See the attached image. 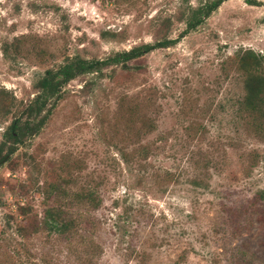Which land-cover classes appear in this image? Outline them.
<instances>
[{"label":"rangeland","instance_id":"374dc122","mask_svg":"<svg viewBox=\"0 0 264 264\" xmlns=\"http://www.w3.org/2000/svg\"><path fill=\"white\" fill-rule=\"evenodd\" d=\"M254 1L181 33L202 0H0V264H264V138L237 107L251 73L238 57L251 50L264 74ZM163 41L25 116L46 70ZM46 207L70 231L43 229Z\"/></svg>","mask_w":264,"mask_h":264},{"label":"trees","instance_id":"16d2710c","mask_svg":"<svg viewBox=\"0 0 264 264\" xmlns=\"http://www.w3.org/2000/svg\"><path fill=\"white\" fill-rule=\"evenodd\" d=\"M224 1L226 0H202V3L189 12L184 22L185 29L181 33L196 28ZM243 1L250 6H256L258 4L254 0ZM171 43L172 41H163L154 44H141L130 48L128 51L114 54L112 57L103 60L87 61L77 58L71 59L65 61L55 70H46L37 82V94L24 110L25 116L30 117L31 115H39L43 111L46 102L57 96L61 86L73 79L76 75L96 72L102 67L109 65L123 64L129 60L139 58L154 49L166 48ZM236 66L237 68H247L251 71L250 75L242 80L243 96L237 101V107L247 112L254 113L252 117L257 120L255 127H257L258 135L264 138V104L262 103L260 95L264 92V74H260V57L251 50H245L241 56L238 57ZM19 122L20 120L16 119L10 123L6 132L3 134L5 140H11L13 143H17L18 140L25 135L36 134L43 123V119L41 118L36 122H28L27 120L23 123ZM2 145H4V141L0 143V153L3 149ZM10 153H12V148H6L5 154L8 155ZM263 196V193L258 194L256 199L260 200ZM95 206H97V204H95ZM40 224L43 229L59 235L65 234L73 227V224L69 221L62 219L60 213L57 212L54 207H46L43 210ZM71 236L72 232L69 238Z\"/></svg>","mask_w":264,"mask_h":264}]
</instances>
